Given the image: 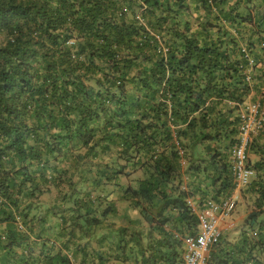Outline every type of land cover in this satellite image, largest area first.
<instances>
[{"label":"trees","instance_id":"1","mask_svg":"<svg viewBox=\"0 0 264 264\" xmlns=\"http://www.w3.org/2000/svg\"><path fill=\"white\" fill-rule=\"evenodd\" d=\"M255 71L264 0H0V264H181L249 104L246 215L207 264H264Z\"/></svg>","mask_w":264,"mask_h":264},{"label":"built area","instance_id":"2","mask_svg":"<svg viewBox=\"0 0 264 264\" xmlns=\"http://www.w3.org/2000/svg\"><path fill=\"white\" fill-rule=\"evenodd\" d=\"M247 110L239 142L233 152L237 188L245 186L250 181L252 171L247 166L246 147L249 134L259 127L258 117L256 118L257 104H250ZM234 207L235 200L228 198L222 203L207 201L196 211V231L184 240L185 249L181 264H207L209 248L221 235L220 223L230 217Z\"/></svg>","mask_w":264,"mask_h":264},{"label":"rangeland","instance_id":"3","mask_svg":"<svg viewBox=\"0 0 264 264\" xmlns=\"http://www.w3.org/2000/svg\"><path fill=\"white\" fill-rule=\"evenodd\" d=\"M237 200L238 201H237L236 208H235L234 212L232 213L231 217L220 223V228L222 229L221 230L222 233H227V234L230 233V235H229L230 239L232 237H234L233 236V235H235L234 231L236 230V228L238 226H240L242 218H243L244 214H246L245 205H244L245 201L239 197ZM117 205H118V208L120 209V212L123 213L125 211L126 202H122V201L118 200ZM193 205H195V203H193ZM129 214L131 217H138V215L136 213H134L133 211H130ZM120 223L121 222H118V224H120Z\"/></svg>","mask_w":264,"mask_h":264},{"label":"crops","instance_id":"4","mask_svg":"<svg viewBox=\"0 0 264 264\" xmlns=\"http://www.w3.org/2000/svg\"><path fill=\"white\" fill-rule=\"evenodd\" d=\"M251 64H252V62H251ZM256 72V71H255ZM257 72L256 73H254V76H255V84L256 85H253L252 84V87H254V89L255 90H253L252 92H251V94L248 96V98L246 99L247 101L246 102H248V103H250L249 102V100H254V99H257L258 98V94L256 93V90H260L261 89V91H263L264 90V76L262 77V80H260V82L258 83V80H257ZM263 74H264V72H263ZM261 76V75H260ZM259 76V77H260ZM249 79V78H248ZM257 88V89H256ZM243 114V113H242ZM232 152H233V150H232ZM257 159V157L255 156V154H252V153H248V163H249V160L250 161H252V162H254L255 160ZM238 192H239V190L238 189H235L232 193H231V195H230V197H228V198H236V199H238ZM236 205H237V203H236ZM236 208V207H235ZM245 215L246 214H244V216H243V218H242V221H241V224H240V226H238L237 228H236V230L234 231V233H235V235H233L234 237H232L231 239H230V237H229V235H230V233L229 234H227V238L230 240V241H234L238 236H239V228L241 227V225H242V222H243V219H244V217H245ZM232 228V227H231Z\"/></svg>","mask_w":264,"mask_h":264},{"label":"clouds","instance_id":"5","mask_svg":"<svg viewBox=\"0 0 264 264\" xmlns=\"http://www.w3.org/2000/svg\"><path fill=\"white\" fill-rule=\"evenodd\" d=\"M250 105V104H249ZM248 105V106H249ZM243 113V117H244V119H245V115L248 113V112H246V111H244V112H242ZM236 147V146H235ZM234 147V148H235ZM234 148H233V152H234ZM233 152H232V156H233ZM246 154H247V166L249 167V169H251V171H252V175H251V178H250V181H251V179H252V177H253V175H254V172H253V170H252V168L249 166V163H248V152H247V147H246ZM233 162H234V157H233ZM249 181V182H250ZM236 182V181H235ZM249 182H248V184H249ZM248 184H246L245 186H247ZM244 187V186H243ZM243 187H239V188H237V186H236V189H240V188H243ZM228 199V198H227ZM234 200H235V207H236V203H237V199L236 198H233ZM226 200V199H225ZM222 201H224V200H222ZM192 207H193V209H194V211H195V213H196V211H198L199 210V208L197 207V206H195V205H192ZM235 207H234V209L232 210V212H231V214H230V217H231V215H232V213L234 212V210H235ZM229 217V218H230ZM229 218H227V219H229ZM227 219H224V220H227ZM223 220V221H224ZM222 230V229H221ZM221 234H222V231H221Z\"/></svg>","mask_w":264,"mask_h":264}]
</instances>
